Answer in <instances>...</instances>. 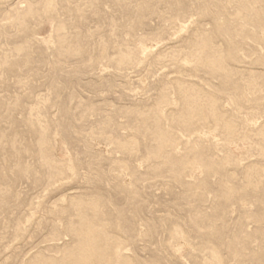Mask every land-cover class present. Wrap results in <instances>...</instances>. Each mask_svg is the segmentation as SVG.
<instances>
[{
	"label": "rangeland",
	"instance_id": "374dc122",
	"mask_svg": "<svg viewBox=\"0 0 264 264\" xmlns=\"http://www.w3.org/2000/svg\"><path fill=\"white\" fill-rule=\"evenodd\" d=\"M0 264H264V0H0Z\"/></svg>",
	"mask_w": 264,
	"mask_h": 264
},
{
	"label": "bare ground",
	"instance_id": "6f19581e",
	"mask_svg": "<svg viewBox=\"0 0 264 264\" xmlns=\"http://www.w3.org/2000/svg\"><path fill=\"white\" fill-rule=\"evenodd\" d=\"M187 103V102H186ZM187 105V104H186ZM189 105V104H188ZM187 108V107H186ZM55 165V164H54ZM56 166V165H55ZM230 191V190H229Z\"/></svg>",
	"mask_w": 264,
	"mask_h": 264
}]
</instances>
